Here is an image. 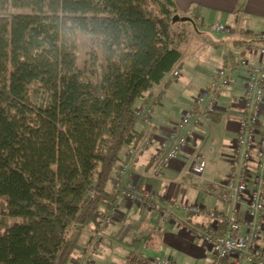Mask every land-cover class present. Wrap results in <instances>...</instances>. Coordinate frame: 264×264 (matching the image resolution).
<instances>
[{
	"label": "trees",
	"instance_id": "16d2710c",
	"mask_svg": "<svg viewBox=\"0 0 264 264\" xmlns=\"http://www.w3.org/2000/svg\"><path fill=\"white\" fill-rule=\"evenodd\" d=\"M177 13L176 0H0V264H71L95 237L141 137L136 103L182 58ZM80 33L97 69L79 64Z\"/></svg>",
	"mask_w": 264,
	"mask_h": 264
},
{
	"label": "crops",
	"instance_id": "0c3cea01",
	"mask_svg": "<svg viewBox=\"0 0 264 264\" xmlns=\"http://www.w3.org/2000/svg\"><path fill=\"white\" fill-rule=\"evenodd\" d=\"M176 3L178 14L193 20L189 21L191 26L179 24L176 28L178 33L186 34L180 43L182 58L150 94L137 101L136 109L153 106L152 118L148 124L139 118V142L125 150V161L116 165L110 189L113 190L120 168L127 165L130 171L123 181L135 183L141 191L149 190L171 201L199 203L209 209L228 211L231 205L207 192L204 180L190 171L200 158L207 160L205 180L221 181L233 170V143L242 118V98L249 77V69L241 65V60L247 59L250 65L264 68V57L251 50L253 44L262 43L254 41L251 35L264 32V0H176ZM212 23L225 24L231 32H213L209 27ZM222 66L232 70V77L230 85L216 94L217 112L192 125L190 140L182 147L179 158L166 165L162 172L155 173L153 165L160 143ZM176 70L179 75L172 80ZM173 84L178 86L171 88ZM130 149L135 150L133 156H129ZM117 203L118 217L105 229L100 244L95 245L93 228L89 227L72 260L89 256L92 260L87 264H151L149 260L154 257L168 256L178 264H211L214 255L195 230L171 221L159 226L158 211L120 195ZM247 210L245 203L239 206L240 221L248 219ZM188 219L194 227L209 224L201 216ZM224 226L220 225L219 233H223ZM223 264H229V260Z\"/></svg>",
	"mask_w": 264,
	"mask_h": 264
},
{
	"label": "built area",
	"instance_id": "2783aa9c",
	"mask_svg": "<svg viewBox=\"0 0 264 264\" xmlns=\"http://www.w3.org/2000/svg\"><path fill=\"white\" fill-rule=\"evenodd\" d=\"M209 27L213 32H231V28L225 24L212 23ZM251 36L254 41L262 42L253 44L251 50L264 57V32ZM241 65L249 69V77L242 98V118L233 143V170L221 181L205 180L207 160L200 158L190 171L204 180L207 192L229 203L230 210L209 209L187 201H171L152 191H141L135 183L123 181L124 175L130 171L127 165L120 168L113 183V191L121 197L151 211H158L159 226L171 221L195 230L196 236L214 255L211 264H223L226 260H229V264H264V68L250 65L247 59H242ZM178 75L179 71L176 70L172 80ZM231 77L232 70L222 66L215 72L209 85L194 98L193 105L184 111L172 132L160 143L159 155L153 165L155 173L162 172L166 165L179 158L182 147L190 140L192 125L217 112L216 94L230 85ZM135 110L144 123L151 121L152 105H143ZM134 154L135 150L130 149L129 156ZM243 203L248 208V219L244 222L239 219V206ZM118 214V203L111 202L100 216L101 226L94 237L95 245L100 244L105 229L115 222ZM194 216L207 218L209 224L194 227L188 219ZM221 224H225L223 233L218 232ZM76 260L74 264H87L92 259L85 256ZM149 261L151 264H178L168 256L154 257Z\"/></svg>",
	"mask_w": 264,
	"mask_h": 264
},
{
	"label": "rangeland",
	"instance_id": "374dc122",
	"mask_svg": "<svg viewBox=\"0 0 264 264\" xmlns=\"http://www.w3.org/2000/svg\"><path fill=\"white\" fill-rule=\"evenodd\" d=\"M179 24L182 25H188L191 26V23H189V21L186 22H180ZM93 39L90 35H87L85 33H80L78 36V59H79V64L82 67H88V68H93V70L96 67V63L94 60V56L95 54H99V51L97 49V47L93 48ZM92 50H94V55L92 54ZM97 52V53H96ZM88 79H90L94 85L98 84V76L94 75V73H89L87 76ZM174 86H178L177 84H173L171 88H173ZM3 215L1 213L0 210V223L2 221ZM8 221L10 224L14 223V222H19L21 221V218H16V217H8ZM84 235V233H83ZM83 235L81 236V239L83 238ZM77 260H72V263L74 264V262H76Z\"/></svg>",
	"mask_w": 264,
	"mask_h": 264
},
{
	"label": "water",
	"instance_id": "95a60500",
	"mask_svg": "<svg viewBox=\"0 0 264 264\" xmlns=\"http://www.w3.org/2000/svg\"><path fill=\"white\" fill-rule=\"evenodd\" d=\"M186 21H193L192 18L187 17V16H181L180 14H175L172 18V22L173 23H177V22H186Z\"/></svg>",
	"mask_w": 264,
	"mask_h": 264
}]
</instances>
